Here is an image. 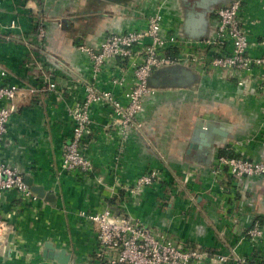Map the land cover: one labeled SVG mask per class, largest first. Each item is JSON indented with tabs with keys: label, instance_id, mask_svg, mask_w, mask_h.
I'll list each match as a JSON object with an SVG mask.
<instances>
[{
	"label": "crops",
	"instance_id": "0c3cea01",
	"mask_svg": "<svg viewBox=\"0 0 264 264\" xmlns=\"http://www.w3.org/2000/svg\"><path fill=\"white\" fill-rule=\"evenodd\" d=\"M157 4L165 26L177 34L178 13L172 0H124L122 4L0 0V26L15 20L26 38L25 43L0 38L4 81L23 88L12 102L16 112L0 142V159L56 199L55 205L40 199L29 205L15 191L2 195L0 220L12 232L0 247V264H57L42 257L46 242L56 250L65 249L71 264H100L95 255L96 227H89L78 213L98 210L109 198L119 201L120 192L121 201L112 207L116 214L130 213L174 242L208 251L218 248L224 253L237 246L239 254L264 257V235L254 245L241 240L255 219H260L264 228V177L235 181L226 174L217 181L210 175L218 152L226 147H233L236 154L249 160L264 159V91L256 90L254 79L244 77L246 85L238 89L230 73L207 70L196 92L148 95L136 120L140 126L129 129L121 144L109 112L95 107L92 133L85 145L94 173L78 176L60 168L62 147L72 129L67 106L83 97L77 82L92 79L86 57L76 46L97 44L109 32L144 27ZM242 5L252 44L250 53L258 56L264 39V0H242ZM215 18L214 14V27ZM39 20L46 26L42 41L30 30ZM49 58L59 69L48 63ZM111 74L119 75L114 70ZM109 75L104 73L93 81L117 93ZM127 79L130 85L129 76ZM35 87L39 91L31 93ZM3 104L0 101V106ZM199 120L210 127L228 128V138L209 136L210 148L191 149ZM152 168L164 174V187L147 188L137 198L118 190ZM186 178L189 181L185 182Z\"/></svg>",
	"mask_w": 264,
	"mask_h": 264
},
{
	"label": "built area",
	"instance_id": "2783aa9c",
	"mask_svg": "<svg viewBox=\"0 0 264 264\" xmlns=\"http://www.w3.org/2000/svg\"><path fill=\"white\" fill-rule=\"evenodd\" d=\"M242 7V0H236L225 8L217 9L214 33L210 39L201 42L181 40L165 26L161 9L156 8L139 30L109 32L97 44L76 46L77 51L86 57L92 79L77 82L83 89V97L67 106L66 112L71 119L72 129L69 141L62 147L61 170L82 176L93 174L94 164L85 155V145L92 133L91 112L95 107L109 111L113 118L111 126L116 129L121 142L125 140L128 130L138 126L136 120L143 110L145 97L154 94L148 90L147 84L156 68L180 62L200 70L202 76L203 71L207 70L226 72L235 78L238 89L246 85V77L254 79L256 90L263 92L264 39L260 43L261 54H251L252 44ZM36 30L38 41H42L46 36L43 20L37 22ZM21 33L20 25L15 20L0 26V38L25 43L26 38ZM168 48L175 52L167 54ZM113 70L119 75H112ZM104 73L110 74V84L117 93L100 88L93 81ZM5 75L6 72L0 69V101L4 102L0 106V142L7 134L11 117L16 112L12 102L23 90L17 84L5 82ZM127 76L131 80L130 85L127 84ZM44 78L48 83L46 74ZM30 91L35 93L39 88L35 87ZM105 136L109 138L110 134L106 133ZM226 174L235 181L264 177V162L217 154L210 175L217 180L224 178ZM98 181L101 182V179L98 178ZM162 181L164 174L159 169L152 168L131 185L119 186L118 190L127 192L130 198H137L145 189ZM187 181L189 178H186L185 182ZM10 191L17 192L23 202L29 205L38 201L36 195L24 185L22 174L0 160V199ZM215 196L213 197L217 200ZM191 200H195V197L192 196ZM81 216L89 227H96L95 255L100 264H264V257L239 254L237 246L224 253L218 248L208 251L200 246L174 242L168 234L153 230L130 213L116 214L107 205L95 211L83 212ZM11 232L12 229L0 220V247ZM263 235L264 228L255 219L243 232L241 240H248L254 245Z\"/></svg>",
	"mask_w": 264,
	"mask_h": 264
},
{
	"label": "water",
	"instance_id": "95a60500",
	"mask_svg": "<svg viewBox=\"0 0 264 264\" xmlns=\"http://www.w3.org/2000/svg\"><path fill=\"white\" fill-rule=\"evenodd\" d=\"M122 4L124 0H104ZM178 13L177 36L188 42H201L211 38L214 33L212 16L217 9L225 8L236 0H172ZM100 12V9L98 10ZM48 63L59 69L57 62L48 59ZM202 82L200 70L187 64L176 62L171 65L154 69L148 78L147 88L151 92H174L191 91L196 92ZM206 127L204 130L202 127ZM209 136H217L223 139L228 138V128L224 126L204 125L200 120L196 122L193 132V141L190 148L197 150L202 147L206 150L211 147ZM224 143V141H223ZM207 153V152H206ZM260 162H264V159ZM23 183L36 197L43 202L55 205L54 194L47 192L40 185H34L31 178L24 177ZM42 257L45 260H52L57 264H71L70 254L65 249L56 250L50 243L43 245Z\"/></svg>",
	"mask_w": 264,
	"mask_h": 264
},
{
	"label": "trees",
	"instance_id": "16d2710c",
	"mask_svg": "<svg viewBox=\"0 0 264 264\" xmlns=\"http://www.w3.org/2000/svg\"><path fill=\"white\" fill-rule=\"evenodd\" d=\"M45 28H46V26H45ZM23 29V28H22ZM37 23H35L34 24V27H32V29H30V30H32L33 32H34V38H36V34H37ZM140 28H134V29H132V30H139ZM126 31H128V30H125V31H122V32H126ZM2 39V38H1ZM168 51H166V53L167 54H172V52H175L173 49H171V48H168L167 49ZM63 93V92H62ZM106 110V109H105ZM108 111V110H107ZM109 112V111H108ZM72 123V122H71ZM69 138H70V135H69ZM69 141V140H68ZM87 142V141H86ZM121 143H123V142H121V140H120V144ZM218 155H224V156H228V157H240L238 154H236L233 150H228V149H226V150H220L219 152H218ZM1 160V159H0ZM148 171V170H147ZM94 173V172H93ZM70 174V173H69ZM144 174V173H143ZM74 175H78V176H82L81 174H78V173H75ZM142 175V174H141ZM141 175H139V176H141ZM77 176V177H78ZM84 176H86V175H84ZM90 176V175H89ZM138 176V177H139ZM137 177V178H138ZM136 178V179H137ZM165 184H167L166 182H165V180H164V182H160V183H157V184H155L153 187H150V188H162V187H164L165 186ZM189 187V186H188ZM189 190H192L190 187H189ZM121 196H123V193L122 192H120V194H119V201H121L120 200V197ZM118 201V198H109V199H107V201H106V203H107V206L108 207H110V208H112L113 206H116V204L119 202ZM257 220H259L260 221V219H257ZM261 222V221H260ZM210 251V250H209ZM256 257V256H255Z\"/></svg>",
	"mask_w": 264,
	"mask_h": 264
},
{
	"label": "rangeland",
	"instance_id": "374dc122",
	"mask_svg": "<svg viewBox=\"0 0 264 264\" xmlns=\"http://www.w3.org/2000/svg\"><path fill=\"white\" fill-rule=\"evenodd\" d=\"M159 7H160V5L158 6V4H157L155 8H157V10H159ZM58 24H59V23H58ZM58 24H57V25H58ZM59 25H60V24H59ZM59 25H58V26H59ZM114 32H116V31H114ZM120 32H121V31H120ZM106 35H107V34H106ZM106 35H105V36H106ZM105 36H104V37H105ZM49 59H51V58H49ZM53 61H55V60H53ZM42 72H43L44 74H46L44 71H42ZM207 101H208V102H212V101H210V100H207ZM83 212H85V211H81L80 213H78V216H80V217L82 218V220L85 221V219L81 216V214H82Z\"/></svg>",
	"mask_w": 264,
	"mask_h": 264
}]
</instances>
